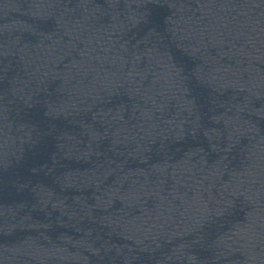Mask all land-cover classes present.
Masks as SVG:
<instances>
[{"label":"water","instance_id":"1","mask_svg":"<svg viewBox=\"0 0 264 264\" xmlns=\"http://www.w3.org/2000/svg\"><path fill=\"white\" fill-rule=\"evenodd\" d=\"M0 264H264V0H0Z\"/></svg>","mask_w":264,"mask_h":264}]
</instances>
